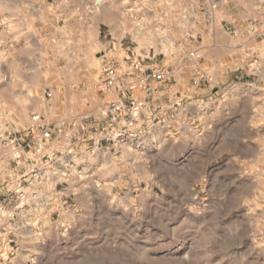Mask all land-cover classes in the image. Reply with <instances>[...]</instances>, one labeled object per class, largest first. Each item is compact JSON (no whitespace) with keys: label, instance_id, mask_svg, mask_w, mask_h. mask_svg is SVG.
I'll return each mask as SVG.
<instances>
[{"label":"rangeland","instance_id":"374dc122","mask_svg":"<svg viewBox=\"0 0 264 264\" xmlns=\"http://www.w3.org/2000/svg\"><path fill=\"white\" fill-rule=\"evenodd\" d=\"M108 63L166 70L167 110L99 124L125 167L63 148L28 175L14 154L0 264H264V0H0V150L35 113L50 152L102 120Z\"/></svg>","mask_w":264,"mask_h":264},{"label":"crops","instance_id":"0c3cea01","mask_svg":"<svg viewBox=\"0 0 264 264\" xmlns=\"http://www.w3.org/2000/svg\"><path fill=\"white\" fill-rule=\"evenodd\" d=\"M257 25V24H256ZM256 27V26H255ZM134 65L138 67L139 64H136L133 62ZM143 76V73H140L139 70L136 71H128L125 72L124 75L120 74L118 75V80L116 84L109 89L113 88L112 95L115 97L113 100H108V94L107 92L103 91L101 92V98L98 102V105L101 107L99 108L102 110L103 114L102 120H104V123H107L109 126L104 127V129H108L112 126V121L116 122L118 125L117 131L119 132L120 127L123 126V123L125 122V116H124V109L118 114V120H112L110 116V104L113 101H119L121 103L129 102L130 98H135L134 89L136 87V82L139 83V78ZM129 79H132V84L129 81ZM162 82V81H159ZM135 83V84H134ZM144 94H141L139 96L138 100H141V105L143 107L142 113L137 118V126L144 121V117L146 114H144L145 110H150L152 107L160 108V110L164 111L167 110L165 106L168 104L164 98L168 96L167 90L163 88L161 85H154L152 80H149L146 82V86L143 90ZM107 104V110H103L102 107ZM159 111V109H158ZM164 117L166 116L164 113H162ZM108 115V117H107ZM162 115V116H163ZM139 122V123H138ZM88 125V124H87ZM97 132H100V127L96 126L94 124H89L86 131H82L79 129L77 132H75L72 136H67L66 138L59 134H55V136L52 139V145H54L53 151H37L34 146L27 148V145H20L19 150L22 154V158L19 161L14 160L12 149H6L5 147L0 150V174H7L10 167H12L16 162H19L20 165H14L16 169L22 170L25 169V173L29 175L31 167L35 164L38 166H42L43 169H45V174L48 173V167H54L52 164L48 163V158L55 156L58 152H62L63 148L67 149L69 148V152H73L74 154H82L87 152H92L93 154H96V158L99 157L98 152L101 150L103 153V157L106 158V162H108V165H118L125 167V141L121 139L120 137L114 138L115 142L112 143L111 139L108 138V140L101 141L100 138L97 137ZM25 142H23L24 144ZM31 143L34 144L33 140H31ZM30 146V145H28ZM51 146V144H50ZM122 160V164H121ZM118 162V163H117ZM99 165V162L96 163ZM47 169V170H46ZM44 174V175H45ZM5 179L0 176V184H4ZM5 188V186L0 185V189Z\"/></svg>","mask_w":264,"mask_h":264},{"label":"built area","instance_id":"2783aa9c","mask_svg":"<svg viewBox=\"0 0 264 264\" xmlns=\"http://www.w3.org/2000/svg\"><path fill=\"white\" fill-rule=\"evenodd\" d=\"M168 72L166 70H151L148 73H146L142 78L139 79V83L146 84L148 80H158L163 81L166 79ZM118 80V69L114 64H106L103 68L102 72V83L105 87H112L116 84ZM50 95V93H49ZM124 109V116L126 119V122L129 123V125H133L135 122L134 116L139 112L140 105L135 99H130L129 104H123L119 101L111 102L110 104V116L112 120H118V114ZM108 117V115H107ZM33 124L29 125L27 128V134L32 137L31 140L34 142V147L37 151L43 152L45 151L46 143L43 140L44 138H36L35 135L38 131L43 130L45 127L44 120L40 113H35L32 116ZM96 126L103 125L104 120H95L94 122ZM59 133L62 132L61 128L57 129ZM31 140L27 142V145H30ZM3 144H5L7 147H10L12 150L13 155L16 156L20 155V140L18 138V135L13 130H10L8 132V135L2 138ZM22 145V144H21ZM36 168H33V171H35ZM35 175H38L35 173Z\"/></svg>","mask_w":264,"mask_h":264}]
</instances>
